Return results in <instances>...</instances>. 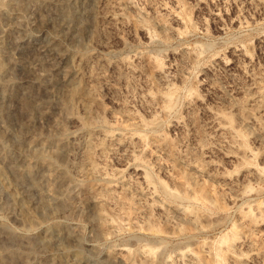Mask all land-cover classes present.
Wrapping results in <instances>:
<instances>
[{
    "label": "rangeland",
    "instance_id": "obj_1",
    "mask_svg": "<svg viewBox=\"0 0 264 264\" xmlns=\"http://www.w3.org/2000/svg\"><path fill=\"white\" fill-rule=\"evenodd\" d=\"M65 1L72 19L60 13ZM109 1V7H123L126 23L103 24L101 42H93L91 35L97 0L61 4L19 0L20 9L14 7L1 20L0 32L11 28L19 40L4 42L11 51L6 59L11 68L0 76L3 84L9 82L0 86V127L5 130L0 167L7 181L17 185L18 196L31 206L34 222L27 225L19 219L24 211L21 204L7 209L12 196L0 191V227L24 240L19 244L14 237L0 236V264H6L2 258L11 251L29 256L25 255L28 264H44L43 251H30L24 242L55 225L73 236L84 264H195L193 256L200 258V264H264V101L260 108L249 102L255 82L264 78V0H133L132 7L126 0ZM164 4L179 12L180 18L165 14ZM53 36L64 58L43 51ZM204 45L197 56L194 48ZM81 53L106 61L105 80L96 84L99 113L110 131L126 132L125 126L135 122L126 116L129 112L155 123L154 129L132 125L146 135L145 142L109 141L95 156L103 171L91 181L108 198L102 206L108 217L102 230L97 227L96 206L82 192L74 170L52 190L38 182L42 175L34 162L33 171L26 170L24 158H30V147L23 146L22 157L18 149L26 103L30 92L36 91L28 80V62L40 60L44 69L56 65L57 71L50 72L56 80L62 75L59 68ZM156 59L163 63L165 77L160 76ZM166 92L177 99L168 114L160 110V96ZM51 100L56 102L58 95ZM54 111L55 105L50 113ZM211 111L226 114L225 120L240 131L238 143L230 142L235 133L217 131ZM243 117L249 124L242 123ZM36 124L46 130L49 118ZM60 155L56 161L66 167ZM136 164L153 175L158 189L153 198L145 195L147 185L134 169ZM196 166L202 171H196ZM159 180L179 191L184 181L190 182L193 199L180 203L192 217L174 211L167 216L170 202L160 191ZM43 197L49 206L40 203ZM179 251L187 252L185 257Z\"/></svg>",
    "mask_w": 264,
    "mask_h": 264
},
{
    "label": "bare ground",
    "instance_id": "obj_2",
    "mask_svg": "<svg viewBox=\"0 0 264 264\" xmlns=\"http://www.w3.org/2000/svg\"><path fill=\"white\" fill-rule=\"evenodd\" d=\"M63 1L56 0L55 3L61 4ZM109 2V0H97V8L93 12L94 22L92 24L91 34L93 42H101L103 41V37L105 38V32L101 27L103 24L114 26L119 23H126L123 7H109ZM20 3L21 2H19V0H0V25L3 17H7L13 13L12 11L16 9L14 7H18V9H20ZM125 4L129 7H132L133 0H126ZM67 5L69 4H67L66 1L61 5L60 13L66 19H70L72 12H70V6L68 7ZM163 10L165 14L172 15L177 20L180 18L179 12L169 8L166 4H164ZM161 21L166 27V21L163 19ZM140 26L141 25H139V27ZM6 30H1L0 32V76L6 75L10 70V66H8L6 59L10 57L11 51L9 52L7 50L4 42L7 39L13 42H18L19 40L16 35H13L11 28L9 31ZM52 40V42L42 47L43 51H46L54 58L56 56L64 58L65 54L61 52L62 50H60V47H58L57 37L53 36ZM205 48V45L196 46V48H194L195 54L199 56L201 52L205 50ZM50 60L51 59L48 61ZM48 61H46L47 64L49 63ZM105 63L106 61L102 58H99L98 55H86L81 53L78 55L76 60L73 59L67 66L60 67L59 71H62V75L58 79L55 78L56 80H54L52 77L50 78V72L57 71L58 68L56 65L49 63L50 65H47L48 67L44 69L40 60H32L28 62L27 69L30 75L28 80L32 84V88H34L36 91L30 92V103L28 101V103H26L27 115L25 119L22 120L20 129L23 140L18 145L21 157L25 154L22 153L23 146L30 147V153L28 151L30 158H24V161L26 162V170H32L35 163V165H37L40 169L42 175L40 181H38L39 179L37 181L43 182L50 189L53 187L55 188V185L57 184L58 186L61 185L63 181L69 179L70 170L75 171L76 175L80 177V188L82 192L84 191L88 196V200L96 206L95 217L97 219V227L100 230H102L107 224L108 217L102 212V206L103 203L107 202L108 198L101 194L99 188L91 181L93 176L95 177L97 174L103 171V169L95 160L96 154L104 151L107 148V142L109 141H119L121 139L133 141L135 138H137L141 142H145L146 135L140 131L134 130L132 125L139 124L140 126L149 129L155 128V123L146 122L139 115L129 112L126 114V116L129 120L133 119L135 122H131L125 126V129L127 130L126 132L117 133L108 129V125L106 124L107 122L99 113L101 99L99 96V88L96 84L97 82H102L105 80V73L103 69ZM157 66L160 71V76L165 77L164 65L160 60H157ZM47 70H49V72ZM1 81L2 80H0V86L9 84L8 81V84H5V82L3 84ZM40 89H44L45 91L37 92V90ZM252 94L253 96L250 98L249 102H252V104L254 106H258V108L262 107V102L264 101V78L255 82L254 93ZM27 95H29V93H27ZM53 95H58V100H56V102L53 101L54 103H52L51 100V96ZM160 98L162 101L160 106L161 112L164 114L170 113L171 110L175 108L174 106H176L177 99L175 94L173 92H166L161 94ZM44 102L45 104L43 105ZM53 105H55V111L50 113V109ZM242 107L243 106H241L240 109ZM79 110H82V116L79 114ZM34 112H37V115L33 119L32 117L34 116ZM211 113L216 121L217 131L221 132V134L222 132L235 133L236 137H234L233 140H230V142L232 144L238 143L236 139L241 136L240 131L236 130L232 126L231 121L229 122L228 120L227 122L225 120L226 114L219 111H211ZM248 115L250 118H253V112H250ZM44 117L49 118V127L46 130L40 125L36 124L37 120L41 121V119ZM249 122L250 121L248 118H242V123L249 124ZM4 136L5 130L0 127V146ZM158 137V135H155L156 139ZM19 139L21 138L19 137ZM47 147L52 148V151L47 152ZM242 151H246V149L242 148ZM60 153H62V155H60L62 156L61 159L66 162V167L60 166L56 161V158H60ZM130 155L132 160H136L137 155L134 152H132ZM58 161L60 160L58 159ZM134 169L137 170L147 185L148 193L146 191L145 195L150 198L156 196L158 189L156 185H154L153 175L140 164H136ZM195 169L196 171H202L199 166H196ZM3 170L0 167V191H5L7 194L12 196V200L10 199L11 201L9 203L4 201L6 202L5 207L7 209H14L15 205L21 204L24 208V211L20 213L19 219L27 225H32L34 219L30 209L31 206L25 204V201L23 200L25 197L22 198L20 193L18 196L15 188L17 185L13 186L14 182L12 184L11 180V183L7 181L5 174L6 172ZM256 172L259 171L256 170ZM34 173L35 172H33V174ZM189 184L190 182L184 181V189L179 191L170 188L163 180H159L160 191L170 202V207H168L166 210L168 217H171L169 214L171 211H174L179 216L192 217L190 215L193 214L189 213L188 208L182 206L180 203L193 199V195L189 191ZM200 190L205 191L204 188H201ZM40 203L43 206H49L48 203L50 202L43 197V200ZM41 230L42 231L40 233L27 237L24 243H26L25 245L30 251L36 248L43 251L42 254H44L46 261L44 264H84V259L81 256L82 254H80L74 248L72 241L73 236L71 237L67 230L59 225H55L53 227L47 226ZM14 233L16 232L12 233L10 230L7 231L6 229L0 227V236L9 235V237H14L19 244L23 243L24 240H22V238L17 235L18 233ZM186 253L187 252L185 251H179L178 255L183 257L186 255ZM25 255L16 251H11L6 258L2 259H4L3 261L6 264H11L15 261L28 264L30 259L27 258L29 256L26 255V257ZM109 256L114 258V253H110ZM193 258L196 261L194 262L195 264H200L201 260L198 256H193ZM183 263L187 264L185 262Z\"/></svg>",
    "mask_w": 264,
    "mask_h": 264
}]
</instances>
